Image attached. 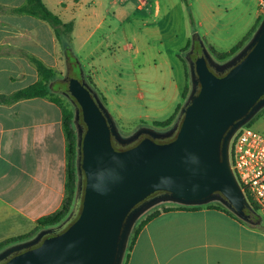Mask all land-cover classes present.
Instances as JSON below:
<instances>
[{"label":"crops","instance_id":"1","mask_svg":"<svg viewBox=\"0 0 264 264\" xmlns=\"http://www.w3.org/2000/svg\"><path fill=\"white\" fill-rule=\"evenodd\" d=\"M42 2L63 24L71 25L69 32L59 27L56 36L47 22L15 12L26 0H0V96L38 81L29 56L57 71L61 54L67 75L69 57L77 59V52L69 47L78 43L91 47L90 60L98 54L116 61L127 56L133 67L134 61L139 62L133 96L119 106L107 96L103 80L93 69L85 77L116 127L131 128L137 123V130L167 119L180 104V100L172 106L147 97L145 91L153 88L158 76L173 79L176 87L182 81L183 90V57L187 62L192 46L196 50L201 44L213 60L224 63L231 58L218 60L210 49L229 51L262 16L257 0H127L123 5L115 0ZM65 181L60 105L48 97L0 104V243L30 234L38 219L58 210ZM260 214L264 218V209ZM127 264H264V234L213 208L161 212L139 232Z\"/></svg>","mask_w":264,"mask_h":264},{"label":"water","instance_id":"2","mask_svg":"<svg viewBox=\"0 0 264 264\" xmlns=\"http://www.w3.org/2000/svg\"><path fill=\"white\" fill-rule=\"evenodd\" d=\"M187 63L191 91L175 124L163 132L141 127L126 138L82 73L66 75L63 93L77 104L75 122L83 124L74 207L60 225L1 250L0 264H121L133 224L158 201H219L249 221L251 206L231 170L229 143L264 108V15L228 61L216 62L200 44Z\"/></svg>","mask_w":264,"mask_h":264},{"label":"trees","instance_id":"3","mask_svg":"<svg viewBox=\"0 0 264 264\" xmlns=\"http://www.w3.org/2000/svg\"><path fill=\"white\" fill-rule=\"evenodd\" d=\"M14 11L19 12V13L30 14V15H33L47 22L56 32V36L59 35V32H58L59 27H62L65 30V32H69L71 30V25L63 24L60 18L44 5L42 0H26V3L23 7L15 9ZM262 17L263 16L257 19L250 33L247 36H245L237 45L232 47L229 51L224 52V53H215L212 49H210V52H212L215 55V57L221 61L227 60L235 56L250 40V38L252 37L256 29L258 28L262 20ZM196 50H199V47H197ZM193 56L194 55H192L191 58H193ZM29 59L37 70L38 81L28 86L27 88L20 90L18 92H15L11 95L0 96V104H10V103H13L19 100H24V99L34 98V97H48L49 99H51L52 101L60 105L61 111H62V129L64 132L65 143H66L65 195H64L62 204L58 210H56L54 213L50 215H47V216H44L38 219L35 223L34 230L30 234L16 238V239H10L3 243H0V251L10 245L31 239L37 232H39L42 229H47V228L56 227L60 225L71 213L74 207L76 191H77V181H78V174H77V167H76L77 166V131H76V128L74 127V120H75V113H76V110L78 109V106L71 97L69 98L74 104V107H75L74 110H69L63 107L56 99L52 98V96L54 95L53 92L55 91L51 90V85L55 81L56 71L52 68L45 66L41 61H39L36 58L29 56ZM70 61L71 60H69V63ZM185 88L186 86L184 87L182 91V99L185 98ZM60 90L62 92H65L66 84L62 83ZM180 110H181V105H178L174 109L170 117H168L167 119L163 121L152 122L151 123L152 128L162 129V130H167L171 128L174 120L176 119V116L179 115ZM76 123H78L80 127H83L81 119H79ZM246 126L249 127L250 124L247 123ZM172 139L173 138L165 140V142L166 141L169 142ZM162 142L163 141H158V143H162ZM135 143L128 145L126 147H121L119 145H116L115 148L117 150H125L135 145ZM158 194L159 193H155L154 195H152V197ZM245 196L251 206V212H250L251 217L249 221H244L238 218L219 201H216V203H208L205 205H193V206L182 205V204H178L174 202H167L168 205H164L161 209L153 210L152 212L148 213L143 219H139L137 222L133 224L128 240H127V244H126V248H125V252H124L121 264L128 263V259H129L132 247L135 243V240L139 232L144 227V225L148 221H150L152 218L160 214L161 212H167L171 210H196V209H200L203 207L213 208V209L226 212L232 217H235L240 223H242L246 227L264 234V218L261 216L260 210L248 194H245ZM74 220L75 218H73L66 225L65 228H67Z\"/></svg>","mask_w":264,"mask_h":264},{"label":"rangeland","instance_id":"4","mask_svg":"<svg viewBox=\"0 0 264 264\" xmlns=\"http://www.w3.org/2000/svg\"><path fill=\"white\" fill-rule=\"evenodd\" d=\"M77 44L78 43L76 44L73 43V45L71 44L69 47L71 48L72 51L77 52V59L69 57L71 61L68 64V69H69L68 73L71 77L79 79L81 78V73H82V75H84L85 81L87 80L90 82V79L85 77L87 76L88 70L93 69L92 72H94L97 75V78L103 80V86L105 88V92L107 96L114 102L115 105L119 106L120 102L132 98L134 92L133 86L135 81L134 73L136 72V68L138 67L139 62L134 61V67H133L131 61L127 56H124L119 61H116L110 55L99 56L98 54L93 56L92 60H90L88 59L87 55L91 47L82 48ZM102 49H104L107 52V49H105V47H102ZM59 58H60V66L56 71L55 81L51 85V90L55 91L53 92L54 94L53 98L56 99L63 107L69 110H74L75 107L71 99L67 97L60 90L62 81L65 79L67 71L65 70V63L63 62V57L61 56V54L59 55ZM183 58H184L183 62L186 65L185 98L184 99L181 98V91H183L182 81L179 82L176 79L179 82L178 87H176L174 83L175 81H172L173 79H169L164 76H158L156 78L157 83L154 84L153 88L151 90L145 91V94L147 95L148 98L163 101L164 103H167L172 106L173 104H175V102L180 100L179 105H181V107L184 105L191 91L192 79H191L190 71L188 69V64L185 60L186 56H184ZM143 64L145 66L150 65V63H143ZM178 67L176 69V73L180 74V68ZM137 79L143 80L141 75H138ZM162 114H165V112H163ZM177 116L172 126L175 124L177 120ZM263 117H264V108L261 109L256 114V116L248 123L250 124L249 127L251 129L259 132L262 135H264V126L261 127ZM136 125L138 124L137 123L134 124L131 128L117 127V130L122 137L126 138L127 135L134 133L137 130L138 127ZM74 127L76 128V131L78 133V129L80 125L76 123L75 120H74ZM155 130L161 131L162 129H155ZM158 141L159 140H157V142ZM208 203H216V201H209ZM164 205H168V203L162 201L153 203L147 210L144 211V213H142L137 218L135 222H137L139 219H143L148 213L152 212L153 210L161 209Z\"/></svg>","mask_w":264,"mask_h":264},{"label":"built area","instance_id":"5","mask_svg":"<svg viewBox=\"0 0 264 264\" xmlns=\"http://www.w3.org/2000/svg\"><path fill=\"white\" fill-rule=\"evenodd\" d=\"M123 5L127 0H115ZM264 15V0H257ZM229 160L233 175L244 194H248L259 210L264 209V135L240 127L229 143Z\"/></svg>","mask_w":264,"mask_h":264},{"label":"flooded vegetation","instance_id":"6","mask_svg":"<svg viewBox=\"0 0 264 264\" xmlns=\"http://www.w3.org/2000/svg\"><path fill=\"white\" fill-rule=\"evenodd\" d=\"M194 57H195V56H193V58H194ZM137 142H138V141H137ZM137 142H136V143H137ZM166 142H167V141H166ZM166 142H165V141H163L162 143H166ZM136 143H135V144H136ZM133 146H134V145H133Z\"/></svg>","mask_w":264,"mask_h":264}]
</instances>
